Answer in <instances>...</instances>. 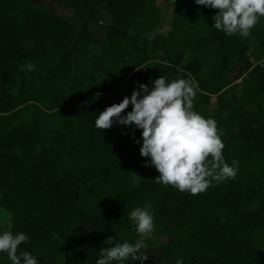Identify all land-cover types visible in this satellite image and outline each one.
<instances>
[{
  "label": "trees",
  "instance_id": "16d2710c",
  "mask_svg": "<svg viewBox=\"0 0 264 264\" xmlns=\"http://www.w3.org/2000/svg\"><path fill=\"white\" fill-rule=\"evenodd\" d=\"M215 14L194 0H0V234L30 237L18 254L96 264L107 238H142L129 215L150 203L144 264H264V17L243 38ZM160 76L198 83L194 110L217 121L234 179L195 196L155 183L140 130L95 127Z\"/></svg>",
  "mask_w": 264,
  "mask_h": 264
},
{
  "label": "clouds",
  "instance_id": "9594fccd",
  "mask_svg": "<svg viewBox=\"0 0 264 264\" xmlns=\"http://www.w3.org/2000/svg\"><path fill=\"white\" fill-rule=\"evenodd\" d=\"M198 6L216 10L212 17L213 26L218 31L232 36L237 33L247 38L255 25L264 17V0H194ZM25 65H21V69ZM29 71L34 65L28 62ZM198 83L191 78L169 80L160 76L147 84H139L130 97H124L118 104L106 107L95 118L99 130L110 129L114 123L133 126L141 131L139 154L147 158L145 167H154L159 173L153 181L164 186H172L180 192L195 196L204 193L213 181L220 183L234 179L238 172V161L231 165L223 156L225 147L222 131L213 118H205L194 110V99ZM99 95V93H97ZM131 106V111L124 113ZM133 188L142 180L133 174ZM149 203L136 207L129 219L135 224V231L142 237L135 244L115 243L113 237L104 241L100 258L96 264H123L124 261L148 260L147 238L154 231V216ZM30 242L24 233L13 234L4 231L0 234V254L6 253L11 264H38L35 256L28 251L19 252L22 243ZM144 249L145 251H142ZM176 264H182L177 260Z\"/></svg>",
  "mask_w": 264,
  "mask_h": 264
},
{
  "label": "rangeland",
  "instance_id": "374dc122",
  "mask_svg": "<svg viewBox=\"0 0 264 264\" xmlns=\"http://www.w3.org/2000/svg\"><path fill=\"white\" fill-rule=\"evenodd\" d=\"M166 29V28H165Z\"/></svg>",
  "mask_w": 264,
  "mask_h": 264
}]
</instances>
